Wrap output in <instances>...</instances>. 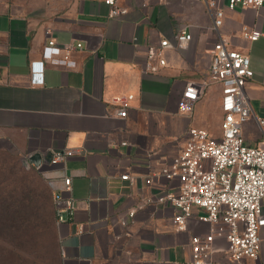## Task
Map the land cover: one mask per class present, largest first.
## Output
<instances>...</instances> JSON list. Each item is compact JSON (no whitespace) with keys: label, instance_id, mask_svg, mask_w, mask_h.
<instances>
[{"label":"crops","instance_id":"obj_1","mask_svg":"<svg viewBox=\"0 0 264 264\" xmlns=\"http://www.w3.org/2000/svg\"><path fill=\"white\" fill-rule=\"evenodd\" d=\"M219 2L220 33L251 58L254 76L245 90L252 111L243 135L256 145L263 136L264 36L249 40L242 28L264 31V10ZM118 3L128 12L110 17L104 0H0V145L27 159L45 184L59 264H194L192 235L205 234L209 224L198 220L203 211L195 208L188 229L176 231L175 209L157 201L176 180L154 173L178 156L191 126L220 134L222 86L210 71L218 32L204 0ZM183 26L192 34L190 44L167 49L165 65L154 59L153 69L144 70L147 45L162 37L175 44ZM49 35L84 47L72 54L75 67L45 60L44 83L34 84L32 62L42 59ZM189 81L208 86L193 110L183 113L179 103ZM128 93L134 97L127 116H118L114 99ZM65 148L79 151L50 163L52 152ZM125 173L134 181L122 179ZM66 175L72 177L75 218L57 223L53 194ZM259 234V256L244 264H264V226ZM216 246L212 264H232L225 240Z\"/></svg>","mask_w":264,"mask_h":264},{"label":"built area","instance_id":"obj_2","mask_svg":"<svg viewBox=\"0 0 264 264\" xmlns=\"http://www.w3.org/2000/svg\"><path fill=\"white\" fill-rule=\"evenodd\" d=\"M110 6L109 16H120L128 12L118 0H104ZM212 16L213 28L218 39L212 48L210 71L215 80L221 83V108L223 119L220 134L191 126L187 132L183 148L178 156L164 165L158 172L168 180H176V186L157 196V201L175 209L174 228L178 232L188 229L189 218L194 209L202 210L198 220L209 224L205 234H193L191 238V258L194 264H212L213 254L218 249L217 239H224L226 251L232 264H244L245 260L257 259L260 253V228L264 226V117L258 118L263 136L256 145L245 141L243 126L251 115V106L245 86L253 78L249 54L230 47L229 41L222 36L219 28L223 24L224 9L219 0H204ZM229 8L252 6L264 10V0H226ZM50 33V30H48ZM242 34L249 40L264 36L257 26L244 25ZM176 43L162 37L157 44L146 47L147 63L144 70L153 69V60L166 64L165 51L177 46L186 48L192 39L188 26L180 28ZM138 37H134L137 44ZM80 41L70 40L59 43L49 35L43 48L42 59L32 62L34 84L44 83V62L50 60L56 65L75 67L72 58L74 51L82 49ZM208 86L206 81L186 83L179 103L180 111L189 113L194 104L203 96ZM134 94L116 96L114 101L119 108L117 115L126 117ZM79 150L65 148L52 152L50 163L65 162ZM39 167V166H38ZM151 174L146 178L151 183ZM121 178L134 181L129 173ZM63 187L53 194L57 223L74 221L76 200L71 195L72 177H63ZM136 209L129 210L134 216ZM126 224V220H122Z\"/></svg>","mask_w":264,"mask_h":264},{"label":"rangeland","instance_id":"obj_3","mask_svg":"<svg viewBox=\"0 0 264 264\" xmlns=\"http://www.w3.org/2000/svg\"><path fill=\"white\" fill-rule=\"evenodd\" d=\"M56 243L40 174L0 145V264H59Z\"/></svg>","mask_w":264,"mask_h":264},{"label":"water","instance_id":"obj_4","mask_svg":"<svg viewBox=\"0 0 264 264\" xmlns=\"http://www.w3.org/2000/svg\"><path fill=\"white\" fill-rule=\"evenodd\" d=\"M30 159V158H29ZM31 160V159H30ZM44 161H48L46 158H43ZM51 160V158L49 159ZM42 162V160L38 163V164H35L37 167L40 165V163ZM23 164L26 166L28 165V160L27 159H24L23 160Z\"/></svg>","mask_w":264,"mask_h":264},{"label":"trees","instance_id":"obj_5","mask_svg":"<svg viewBox=\"0 0 264 264\" xmlns=\"http://www.w3.org/2000/svg\"><path fill=\"white\" fill-rule=\"evenodd\" d=\"M56 247H57V243H56ZM57 255H58V251H57ZM58 262H59V256H58Z\"/></svg>","mask_w":264,"mask_h":264}]
</instances>
